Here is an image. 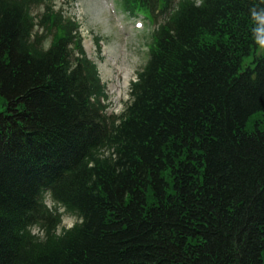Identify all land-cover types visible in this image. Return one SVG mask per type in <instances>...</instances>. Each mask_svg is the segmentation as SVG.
Listing matches in <instances>:
<instances>
[{"label":"trees","instance_id":"1","mask_svg":"<svg viewBox=\"0 0 264 264\" xmlns=\"http://www.w3.org/2000/svg\"><path fill=\"white\" fill-rule=\"evenodd\" d=\"M118 3L154 28L107 115L71 12L0 0V264H264V0ZM45 189L83 224L57 237Z\"/></svg>","mask_w":264,"mask_h":264},{"label":"rangeland","instance_id":"2","mask_svg":"<svg viewBox=\"0 0 264 264\" xmlns=\"http://www.w3.org/2000/svg\"><path fill=\"white\" fill-rule=\"evenodd\" d=\"M107 1L53 0V5L56 9L63 7L71 12L80 23L85 51L97 65L101 82L105 86L106 112L108 115H118L129 102L130 84L135 81L137 72L147 60V43L152 27L145 19L139 17L132 20L120 11L114 17L107 10ZM118 18L122 20V29L115 22ZM136 20L144 22L143 32L132 30L131 25ZM96 36L101 38L99 53L93 44V37ZM55 208L58 205H54L53 210ZM60 214L70 215L66 211Z\"/></svg>","mask_w":264,"mask_h":264},{"label":"clouds","instance_id":"3","mask_svg":"<svg viewBox=\"0 0 264 264\" xmlns=\"http://www.w3.org/2000/svg\"><path fill=\"white\" fill-rule=\"evenodd\" d=\"M194 3L196 6H200L204 3V0H194ZM55 8V5H53ZM40 12L44 11L43 4L39 6L38 9ZM250 16L251 19L254 21V27L252 29L253 31V40L255 45L257 46V49L260 51H264V9H261L259 11L255 9L250 10ZM39 19V18H37ZM44 29L43 27H40L35 24L34 22V28L33 32L30 33V39H34L36 34L43 35ZM208 39H211L210 37ZM52 38L50 36H43V39L40 43L41 50L47 52L48 49L52 46ZM42 204L44 207L49 209V211L53 210V206L58 204V208L56 209L59 213H65V206L62 202H57L53 199V195L51 190L45 189L44 195L42 199ZM84 217L83 215L78 214L77 212H74L70 215H61L59 223L55 227V235L57 237H60L64 235V233L73 227H75L77 224H83ZM28 230L31 234L36 235L38 234L42 239L45 238V229L40 227L38 224H32L28 226Z\"/></svg>","mask_w":264,"mask_h":264}]
</instances>
